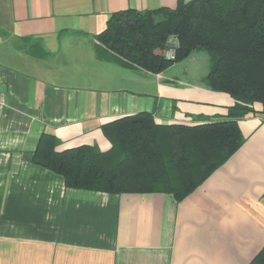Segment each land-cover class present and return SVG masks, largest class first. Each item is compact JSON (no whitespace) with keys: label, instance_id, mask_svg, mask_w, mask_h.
Returning a JSON list of instances; mask_svg holds the SVG:
<instances>
[{"label":"crops","instance_id":"0c3cea01","mask_svg":"<svg viewBox=\"0 0 264 264\" xmlns=\"http://www.w3.org/2000/svg\"><path fill=\"white\" fill-rule=\"evenodd\" d=\"M177 5L0 0V264H250L264 249L260 107L238 121L242 147L181 201L69 188L34 163L43 134L56 138L59 153L108 151L104 125L122 117L147 112L160 125L183 126L228 119L236 101L208 88V73L121 66L97 39L116 12Z\"/></svg>","mask_w":264,"mask_h":264},{"label":"trees","instance_id":"16d2710c","mask_svg":"<svg viewBox=\"0 0 264 264\" xmlns=\"http://www.w3.org/2000/svg\"><path fill=\"white\" fill-rule=\"evenodd\" d=\"M175 40V57L164 49ZM110 59L160 74L204 51V81L236 104L228 119L196 126L160 125L147 112L104 125L108 151L85 145L59 153L43 134L34 163L62 176L69 188L103 192L166 193L181 201L244 144L238 121L264 115V0H178L176 8L123 10L97 37ZM250 264H264V249Z\"/></svg>","mask_w":264,"mask_h":264},{"label":"rangeland","instance_id":"374dc122","mask_svg":"<svg viewBox=\"0 0 264 264\" xmlns=\"http://www.w3.org/2000/svg\"><path fill=\"white\" fill-rule=\"evenodd\" d=\"M174 42L175 40L173 38H169V41L167 42V46L164 49V53L166 55L171 54V49L175 46ZM129 65L130 67L138 68L134 65L131 64ZM208 71H209V55L204 51L197 52L195 53L194 57H191L190 59L178 63L173 67H171V72H187L189 73L190 77L194 75L196 79H198L201 75H206Z\"/></svg>","mask_w":264,"mask_h":264},{"label":"built area","instance_id":"2783aa9c","mask_svg":"<svg viewBox=\"0 0 264 264\" xmlns=\"http://www.w3.org/2000/svg\"><path fill=\"white\" fill-rule=\"evenodd\" d=\"M176 42H174L175 44ZM174 48V47H173ZM171 49V54L167 55L169 58L173 59L175 57L174 49ZM7 107L6 99L3 95H0V114L4 113Z\"/></svg>","mask_w":264,"mask_h":264}]
</instances>
